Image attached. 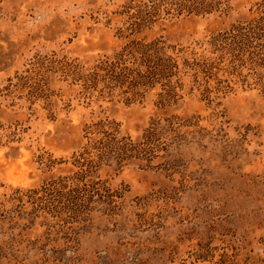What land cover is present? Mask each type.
<instances>
[{"label":"rangeland","instance_id":"374dc122","mask_svg":"<svg viewBox=\"0 0 264 264\" xmlns=\"http://www.w3.org/2000/svg\"><path fill=\"white\" fill-rule=\"evenodd\" d=\"M257 1L162 12L133 31V0H0V264H264V55L233 57L209 42L257 15ZM133 38L180 49L177 103L159 107V87L130 100L86 88L72 67L62 72L63 58L88 73ZM205 58L215 61L211 98L204 73L195 80L183 63ZM171 115L180 134L161 136L150 166L101 164L115 206L93 202L48 230L29 214L27 196L12 198L78 169L72 154L101 135V119L139 138L154 118Z\"/></svg>","mask_w":264,"mask_h":264},{"label":"trees","instance_id":"16d2710c","mask_svg":"<svg viewBox=\"0 0 264 264\" xmlns=\"http://www.w3.org/2000/svg\"><path fill=\"white\" fill-rule=\"evenodd\" d=\"M224 3L225 0H133L128 7L135 9L132 13L135 19L127 29L139 30L153 22L162 12L209 14L222 11ZM256 4L257 15L211 36L209 42L218 50H229L233 57L243 55L244 51L257 57L263 56L264 0H258ZM179 51L176 46L160 38L150 41L133 38L121 51L99 58L88 73L77 72L83 64L76 59L63 58L62 72L68 74V68L72 67L74 73L78 74L75 80L82 79L86 88L101 85L100 91L112 93L118 90L130 100L144 98L152 89L159 87L155 92L156 104L166 107L177 103L183 96ZM183 63L193 66L195 80L201 72L204 73L206 79L202 92L207 98H211L213 86L210 78L214 74L215 61L205 58L200 62L189 63L185 59ZM177 120L179 117L176 115L154 118L142 136L133 138L129 134H123L114 121L101 119L94 124L101 135L90 138L82 150L72 154L71 163L78 169L52 175L39 187L29 188L26 192L16 189V196L12 198L21 201L27 196L31 205L29 214L43 217L42 224L47 225L48 230L70 221L75 215L89 212L93 202L104 201L115 206L114 196L118 194L113 193L110 186L97 174L101 164L123 166L127 162H144L150 166L153 158L158 155V147L164 143L161 136L168 131L176 133V136L180 134L179 127L182 123ZM88 132L93 134L94 130L89 129ZM61 161L68 162L66 159ZM54 162L55 159H50L47 166H53Z\"/></svg>","mask_w":264,"mask_h":264}]
</instances>
